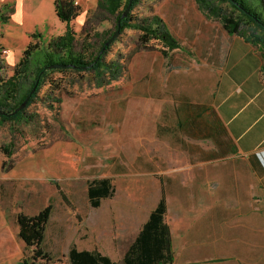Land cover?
Wrapping results in <instances>:
<instances>
[{"label":"rangeland","instance_id":"obj_1","mask_svg":"<svg viewBox=\"0 0 264 264\" xmlns=\"http://www.w3.org/2000/svg\"><path fill=\"white\" fill-rule=\"evenodd\" d=\"M32 1L37 0H26V8ZM78 5L75 50L91 60L116 31V19L99 6V0H79ZM14 6V0H0V89L18 80L16 71L22 70L18 64L30 44L40 53L65 31L64 24L22 29L13 20ZM153 14L176 32L183 21H200L203 12L195 0H139L133 10L137 19ZM53 17L57 18L54 7ZM138 38L137 31L127 29L112 43L104 61L117 75L109 70L101 77L94 72L51 73L20 121L0 123V147L8 146L12 153L7 160L0 150L6 169H11L9 179L0 184L5 199L1 204L27 214L52 205L43 249L54 264H67L72 246L121 263L148 211L160 199L155 173L183 169L174 111L166 106L157 109L152 92V69L161 45L152 41L143 47ZM1 80L6 84L1 86ZM31 80H22L20 93L30 88ZM100 178H110L116 191L92 208L88 186Z\"/></svg>","mask_w":264,"mask_h":264},{"label":"crops","instance_id":"obj_2","mask_svg":"<svg viewBox=\"0 0 264 264\" xmlns=\"http://www.w3.org/2000/svg\"><path fill=\"white\" fill-rule=\"evenodd\" d=\"M54 1L26 8L14 0L13 20L22 29L64 24L53 17ZM204 15L168 28L181 48L168 57L160 51L152 69L156 108L174 111V135L182 138L183 169L155 173L166 190L174 264H264V43ZM3 162L0 184L9 179ZM1 201L0 264H23L28 251L16 218L24 212Z\"/></svg>","mask_w":264,"mask_h":264},{"label":"trees","instance_id":"obj_3","mask_svg":"<svg viewBox=\"0 0 264 264\" xmlns=\"http://www.w3.org/2000/svg\"><path fill=\"white\" fill-rule=\"evenodd\" d=\"M195 1L208 18L220 22L228 33L249 38L251 42L256 44L264 43V0ZM138 2L139 0H134L128 16L121 20V34L127 29L137 31L139 43L143 47H147L152 41H158L161 45V52L165 57H168L171 51L181 48L180 42L174 38L159 15L153 14L143 19L133 17V10ZM128 3L129 0H99V6L115 17L116 29L118 19L123 15ZM54 10L57 18L65 24L64 34L51 38L46 43L44 50L37 54L35 51L39 50V47L31 50V44L29 45L30 48L24 54L25 58L20 60L18 64V67L22 68L21 71H16L18 80L12 86L10 83L6 89H0V111H14L26 99L33 87L37 85V89L26 107L27 109L44 84L45 79L54 72H94L97 77H101L102 73L109 70L110 73L117 75L115 69L112 70L104 61L105 56L111 50L112 44L106 48L104 47L113 34L101 44L93 59H87V57H84V53H77L75 50L77 35L73 27V21L81 13V7L75 4V0H55ZM32 37L34 38L35 35ZM82 49H85L86 54L90 52L84 45ZM100 53V60L97 61ZM92 54L94 53L91 52ZM113 68L116 67L113 66ZM25 78H32L31 85L25 92L20 93L23 89L22 80ZM1 83V86H3L6 81L1 80ZM26 109L11 117L0 115V123L20 121ZM0 150L7 160L12 157L8 146H1ZM7 160H4L2 165L4 172L11 170L6 169ZM57 189L65 200V195L60 187L57 186ZM115 191L116 188L110 178L93 180L88 186L90 205L92 208H98L102 200L112 198ZM166 212V190L162 185L157 207L151 212L121 263L113 261L109 256L100 252L78 250L75 246H72L68 253L67 264H174L171 231L169 225L165 222ZM51 214L52 205L48 204L35 215L24 213L17 215L19 236L28 251L23 264H54L51 255L43 249L45 232Z\"/></svg>","mask_w":264,"mask_h":264},{"label":"water","instance_id":"obj_4","mask_svg":"<svg viewBox=\"0 0 264 264\" xmlns=\"http://www.w3.org/2000/svg\"><path fill=\"white\" fill-rule=\"evenodd\" d=\"M133 2H134V0H129V3H128L123 15L120 17V19H118V25H117L116 31L113 33V35L110 37V39L106 42V45L104 48H106L107 46H110L120 36V34H121V28H120L121 27V20L128 16V14L132 8ZM100 57H101V53L97 57V61L100 60ZM91 66H93V65H91ZM36 89H37V85H35L33 87V89L30 91V93L28 94L26 99L14 111H11V112L0 111V115L11 117V116L17 115L19 112L24 111L26 109V107L28 106V104L31 100V97L34 95Z\"/></svg>","mask_w":264,"mask_h":264},{"label":"built area","instance_id":"obj_5","mask_svg":"<svg viewBox=\"0 0 264 264\" xmlns=\"http://www.w3.org/2000/svg\"><path fill=\"white\" fill-rule=\"evenodd\" d=\"M75 4H79V1L78 0H75ZM4 53L8 54L9 53V50H4Z\"/></svg>","mask_w":264,"mask_h":264},{"label":"flooded vegetation","instance_id":"obj_6","mask_svg":"<svg viewBox=\"0 0 264 264\" xmlns=\"http://www.w3.org/2000/svg\"><path fill=\"white\" fill-rule=\"evenodd\" d=\"M20 113V112H19Z\"/></svg>","mask_w":264,"mask_h":264}]
</instances>
